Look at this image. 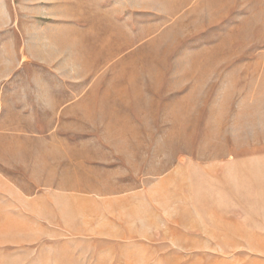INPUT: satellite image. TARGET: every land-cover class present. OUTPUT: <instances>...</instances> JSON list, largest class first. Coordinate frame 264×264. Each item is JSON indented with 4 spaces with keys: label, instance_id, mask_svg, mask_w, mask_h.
I'll return each mask as SVG.
<instances>
[{
    "label": "rangeland",
    "instance_id": "374dc122",
    "mask_svg": "<svg viewBox=\"0 0 264 264\" xmlns=\"http://www.w3.org/2000/svg\"><path fill=\"white\" fill-rule=\"evenodd\" d=\"M0 264H264V0H0Z\"/></svg>",
    "mask_w": 264,
    "mask_h": 264
}]
</instances>
